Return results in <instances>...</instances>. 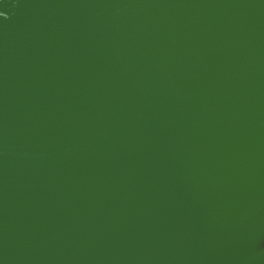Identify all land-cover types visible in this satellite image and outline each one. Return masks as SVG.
Masks as SVG:
<instances>
[{
	"label": "water",
	"instance_id": "1",
	"mask_svg": "<svg viewBox=\"0 0 264 264\" xmlns=\"http://www.w3.org/2000/svg\"><path fill=\"white\" fill-rule=\"evenodd\" d=\"M0 11V264H264V0Z\"/></svg>",
	"mask_w": 264,
	"mask_h": 264
},
{
	"label": "snow or ice",
	"instance_id": "2",
	"mask_svg": "<svg viewBox=\"0 0 264 264\" xmlns=\"http://www.w3.org/2000/svg\"><path fill=\"white\" fill-rule=\"evenodd\" d=\"M3 16H4V12L0 11V17H3Z\"/></svg>",
	"mask_w": 264,
	"mask_h": 264
}]
</instances>
